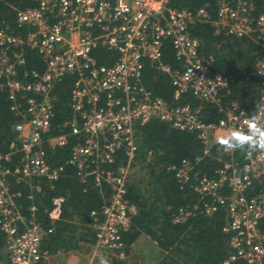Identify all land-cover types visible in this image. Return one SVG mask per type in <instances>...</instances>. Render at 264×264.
I'll list each match as a JSON object with an SVG mask.
<instances>
[{
  "label": "built area",
  "instance_id": "obj_1",
  "mask_svg": "<svg viewBox=\"0 0 264 264\" xmlns=\"http://www.w3.org/2000/svg\"><path fill=\"white\" fill-rule=\"evenodd\" d=\"M38 5L17 11L16 20L29 29L20 37L8 26L0 29V90L12 102L11 111L19 118L13 127L21 154L19 164L10 169L11 153L0 152V231L11 264H52L63 260L61 250L43 254L41 246L54 231L61 215V198L53 200L48 227L35 216L31 205L25 217L18 208L20 191L12 185L24 183L39 191L36 180L55 181L58 170L48 162L46 147H64L68 136L76 137L68 164L82 184L94 183L102 194V208L92 211L91 227L95 240L84 247L83 264H113L129 261L124 253L122 232L137 214L127 198L131 163L136 150L135 125L159 120L179 131L195 133L208 147L221 135L242 128L247 131L249 115L233 103L220 107L223 118L217 123L203 121L198 110L179 103L183 94L217 104L229 92L228 81L212 71L211 61L200 55L201 42L192 37L189 27L209 23L216 33L237 38L254 36L264 49V8L254 15L246 0H218L212 21L205 8L195 11L176 9L169 0H36ZM168 41L178 67L163 62V46ZM23 46L38 53L44 63L42 72L18 76L24 64ZM104 49L115 54L98 64L91 53ZM145 62L167 76L173 87L171 101L155 96L142 84ZM261 78L264 105V55L255 65ZM74 75L69 107L74 117L64 126L68 134L50 136L54 115L53 87L65 76ZM264 112V110H262ZM264 124V115L261 116ZM123 151L125 165L113 168L115 157ZM194 162L183 159L169 167L180 187L187 186L196 195L192 205L179 208L172 223H182L196 215L210 217L226 207L222 231L228 236L229 254L221 264H264V191L251 194L252 184L264 175V153L247 156L238 169L224 163L212 178L193 183ZM14 180V182L12 181ZM32 199V195L28 197Z\"/></svg>",
  "mask_w": 264,
  "mask_h": 264
},
{
  "label": "trees",
  "instance_id": "obj_2",
  "mask_svg": "<svg viewBox=\"0 0 264 264\" xmlns=\"http://www.w3.org/2000/svg\"><path fill=\"white\" fill-rule=\"evenodd\" d=\"M246 1L253 5L254 15L264 8V0ZM217 2L218 0H169V6L190 11L203 7L213 21L216 18ZM37 5L36 0H0V29L6 25L15 35L24 37L29 28L19 26L16 13ZM189 33L200 40V55L206 61H211L212 71L221 72L227 79L229 92L217 104L201 101L190 92L183 94L179 103L198 110L207 123H217L222 119L220 107H229L231 103L252 116L261 97V78L255 73V65L264 55V49L257 43L256 37L237 38L216 33L209 23L191 25ZM162 51L163 62L173 67L179 66L170 42L164 43ZM22 52L24 64L18 68L19 77L25 74L29 76L32 71L44 70V63L36 51L23 46ZM91 54L96 57L98 64H105L115 56L104 49H96ZM74 81V75H67L53 87L55 100L50 136L68 134L70 131L69 126H64V123L70 122L74 117L69 107ZM142 84L155 96L171 101L173 87L169 78L155 71L149 62H145L143 68ZM11 105L6 92L0 90V152L11 153V161L6 165L13 169L19 164L21 154L13 130L19 118L11 111ZM134 132L136 150L131 167L140 176L129 177L127 198L136 206L137 214L129 228L122 232L124 253L128 256L132 246L144 236L157 248L155 264H221L229 254L228 236L222 231L226 221V207H220L210 217L196 215L182 223H172L177 210L192 205L197 197L187 186L181 188L168 169L183 159L194 162L196 157H202L200 162L193 165L191 180L196 183L202 177H214L215 171L224 163L235 164L241 169L249 154L246 150L225 151L218 143L205 147L195 133L176 130L159 120L136 124ZM76 141V137L68 136L64 147L45 148L49 164L59 173L55 181L36 180L39 191H31L24 183L12 185L13 191L21 192L17 204L22 215L29 216L31 205L35 206V216L45 228L49 224L48 215L53 209V200H63L61 215L54 223V231L43 240V254H53L58 250L65 253L80 252L85 245L92 243L95 233L91 227L90 214L92 211H99L103 198L110 194L106 186L102 187L100 194L92 180L84 185L76 178L75 168L67 163L71 147ZM126 162L123 151L118 152L112 167L125 165ZM260 191H264V175L253 182L250 193ZM30 195L32 199H28ZM261 229L264 230V221ZM5 246V236L0 231V264H11ZM113 264L135 263L117 260Z\"/></svg>",
  "mask_w": 264,
  "mask_h": 264
},
{
  "label": "clouds",
  "instance_id": "obj_3",
  "mask_svg": "<svg viewBox=\"0 0 264 264\" xmlns=\"http://www.w3.org/2000/svg\"><path fill=\"white\" fill-rule=\"evenodd\" d=\"M264 105H257L255 113L247 120V131L242 128H233L217 139V143L225 151L246 150L249 155L256 152L264 153V124L261 116L264 115ZM104 264H107L105 261Z\"/></svg>",
  "mask_w": 264,
  "mask_h": 264
},
{
  "label": "rangeland",
  "instance_id": "obj_4",
  "mask_svg": "<svg viewBox=\"0 0 264 264\" xmlns=\"http://www.w3.org/2000/svg\"><path fill=\"white\" fill-rule=\"evenodd\" d=\"M131 176L132 178L134 177H139L140 174L136 173V171L131 172ZM150 242L148 243V241H138V243H136L133 247L132 250L130 251L128 257H129V261L133 262L135 264H146V262L150 261L151 258H153L152 256L158 255V251L157 248L155 246L149 245ZM152 247V248H150ZM85 248V247H84ZM84 248L82 251L78 252V254H75V256L78 257V255L83 258V254H84ZM137 259L139 260V262H137Z\"/></svg>",
  "mask_w": 264,
  "mask_h": 264
},
{
  "label": "crops",
  "instance_id": "obj_5",
  "mask_svg": "<svg viewBox=\"0 0 264 264\" xmlns=\"http://www.w3.org/2000/svg\"><path fill=\"white\" fill-rule=\"evenodd\" d=\"M140 240L141 241H146V242L148 241V243L150 242L149 245H152L153 244L150 241V239H148L147 237H144V236L143 237H140L136 241V243H138V241H140ZM150 248H152V247H150ZM63 253H65V252H63ZM65 254H66V257L63 260H58L55 264H83L84 263V259H82L79 255H78V257L75 256V254H78V252H69V253H65ZM152 257L153 258H151L150 261L146 262V264H155L156 263V260H157V259H155L156 255L155 256H152ZM52 264H54V263H52Z\"/></svg>",
  "mask_w": 264,
  "mask_h": 264
}]
</instances>
